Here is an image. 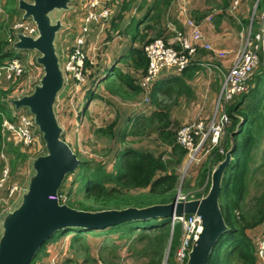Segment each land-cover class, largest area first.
Masks as SVG:
<instances>
[{"label": "crops", "instance_id": "crops-1", "mask_svg": "<svg viewBox=\"0 0 264 264\" xmlns=\"http://www.w3.org/2000/svg\"><path fill=\"white\" fill-rule=\"evenodd\" d=\"M92 1L72 0L69 10L62 11L53 20L62 24L55 40L61 70L69 60L75 41L81 36L85 37L84 51L88 58L87 64L89 63L88 78L82 84H75L72 75L64 72V85L54 105L55 115L63 132H66L68 118L73 116L75 108L80 103H82L81 120L84 118L94 123L96 128L93 132L98 128L109 126L113 122L106 126L101 125L100 122L114 117V114L108 111L107 104L110 102L115 107L116 100L130 111L123 123V131L127 126L129 128L126 131L131 129L135 121L140 122L153 115L157 112V108L170 110L173 120L177 122H181L178 117L194 116L195 119L192 121L199 119L208 128L220 107L218 104L220 94L212 92L214 84L220 82L222 85L233 65L236 53L242 48L250 30L253 33L259 31L264 15V8L254 11L259 0H240V5L235 10H232L235 0H172L165 8L164 15L159 14L164 39L171 41L174 38L170 25L177 26L181 32L189 35L190 20L200 25L204 39L196 43L194 64H191L187 71L181 72L176 67L166 68L156 82L146 90L141 87L140 79L147 67L143 64H135L134 50L142 49L147 40L159 32V27L151 20L158 15L152 9L154 0H98L97 6H91ZM28 2L32 3L33 0ZM260 2L264 4L263 0ZM7 7V0H0V36L6 32L8 40L10 29L23 18L24 13L19 11V14L12 15ZM105 8L110 9L108 19L87 21L90 12L99 14ZM148 25L155 28L149 30ZM146 34H148L147 40L144 39ZM13 37L14 40L16 39L15 43L18 42V34ZM204 42L210 43L215 48L216 54L205 49ZM14 44L10 43L6 49L8 51L13 49L19 53L30 75L40 74L32 71L34 64L32 61L34 57L36 59L39 57V53L15 49ZM218 51H229L230 54L221 57L217 54ZM29 60L32 61L28 62ZM138 61L136 57V62ZM263 61L260 64L262 67H264ZM111 71L113 74L109 75ZM115 83L117 86L120 85L122 93L126 95L125 98H119L109 90L110 85ZM13 84H18V81ZM182 84L186 88L180 91L176 86ZM3 89L7 90V88ZM147 95H150L148 103ZM183 103L185 105L182 107ZM176 108L180 109L176 112L177 117L173 115ZM81 115H75L76 121ZM192 121L183 125L181 122V126H186ZM118 125L119 121L116 122V126ZM5 136L0 151V182L4 180L0 188V237L6 216H4L5 210L9 212L14 210L9 208L14 203L20 202L22 196L15 202H7L9 190L13 186H18L23 192L27 191L34 173L33 163H30L31 170L28 172L24 170L25 165H22L29 159L27 152L30 148L24 147L21 143L20 146L14 134ZM12 147L14 149H11ZM213 151L209 155V164L214 163ZM18 153L24 156L21 160L17 156ZM7 169L9 174L5 179ZM253 232H257V236H260L264 233V225L248 231L250 237ZM82 234H80L81 238L75 234L71 239L66 238L71 235L68 234L53 240L48 244H51L49 249L45 248L34 264H50L51 260H55L57 264H91L92 262L88 263V258H94L96 264H102L99 261V252L102 249L113 252L110 241L129 240L120 232L113 230ZM253 239L255 240L254 237Z\"/></svg>", "mask_w": 264, "mask_h": 264}, {"label": "trees", "instance_id": "trees-1", "mask_svg": "<svg viewBox=\"0 0 264 264\" xmlns=\"http://www.w3.org/2000/svg\"><path fill=\"white\" fill-rule=\"evenodd\" d=\"M18 1L7 0L8 11L12 15L20 13ZM171 2L172 0H154L152 9L158 15L155 19L151 20L154 21L155 26L159 27V32L150 39H148V34L144 36V39H148L147 42L143 45L142 49L134 50L135 64L148 66L144 47L158 38H164V30H161L162 20L159 18V14L163 16L165 8ZM263 8L264 4L260 2L258 9ZM155 26L148 25L147 27L150 30L155 28ZM175 27L180 31L177 26ZM9 45L10 42L7 40L5 32L3 36H0V66L5 64V61L9 62L14 58L21 59V56H18L19 53H16L15 50L11 49L8 51L6 49ZM174 47L178 49L176 45ZM136 57H138V63L136 62ZM263 58L264 56L262 55V61ZM191 64H194V61ZM189 67L184 71H187ZM125 83L130 87L127 81ZM251 83L253 87L251 84L252 88L246 94L248 103L245 108L240 109L239 106L231 107L230 115L233 123L230 128V135L234 133L232 136L234 151L232 153V162L226 169L222 179L220 194L221 210L228 230L214 248L208 264H261L257 254L258 244L252 240L248 231L264 225V185L258 195L252 197L250 194V184L253 182L258 170L257 149L260 146L261 139L264 137V114L261 113V108L264 107V67H260L254 81L252 80ZM118 88L122 95L120 85H118ZM176 88L183 91L186 86L182 84L176 86ZM14 90L15 87H10L7 90L0 87V151L6 137L5 135L13 134L3 127L5 119L14 121L17 112L26 111L24 109L17 110L10 103V100L14 97ZM109 90L119 95V91L115 87L110 86ZM123 96L126 97L125 94ZM177 125L178 122L173 120L170 110L160 108H157V112L150 117L144 118L140 122L135 121L131 129L120 133L119 142L123 145L127 138L139 139L150 134H157L160 144L159 154L124 146L114 155V169L111 172L105 168V162L82 159L79 168L70 175L74 178L71 179V187L69 193L67 192L66 195L70 194L71 188L74 187L75 183L79 188L78 192L83 193L87 200V202H80L82 206L81 210L88 212L121 210L129 207L146 208L172 202L180 183V175L175 170H171L170 166L174 164L172 163L173 161H175L176 166L181 165L186 155V151L176 145L175 127ZM115 127L116 122H113L107 127L96 129L94 133L100 134L112 141V137L114 138L115 135ZM235 131L237 132L235 133ZM232 138L226 140L225 143L229 145ZM19 145L22 146L20 142ZM231 147L232 144H230ZM230 148L227 147L224 151L227 152ZM11 149L14 148L12 147ZM213 150V161L215 165H218L224 161L225 157L219 153L218 149ZM17 156L20 160L24 157L20 153ZM165 156L169 159L167 160L168 162L164 159ZM206 175L205 171L201 173V176L198 178L199 184H196V186H200L201 188L204 186ZM189 187H191V184H189ZM210 187L207 188L206 195L209 193ZM139 190L148 191L139 192L138 194L134 193ZM114 228L98 231H118L124 238L128 239H131L133 234L139 231L141 233L139 240H148L152 247L148 264H162L160 256L166 251L164 245L170 239V219L140 221L133 224H123ZM146 231H155L156 234L151 236L150 233L146 234L148 233ZM86 232L91 233L94 231L78 230L77 232L75 230H64L58 232L44 244L31 264L35 263L40 253L53 240L72 233L80 236V234ZM181 235L182 227L176 224L174 226L170 252L180 244ZM78 238H81V236ZM132 252L134 253L135 251L132 250ZM99 259L104 264H108L109 262L115 264L104 255L103 249L99 252ZM90 262H92L91 264L97 263L94 258H88V263ZM167 264H177L175 257L171 261L170 256Z\"/></svg>", "mask_w": 264, "mask_h": 264}, {"label": "water", "instance_id": "water-1", "mask_svg": "<svg viewBox=\"0 0 264 264\" xmlns=\"http://www.w3.org/2000/svg\"><path fill=\"white\" fill-rule=\"evenodd\" d=\"M72 0L18 1V10L24 20L37 27L36 38L19 34L14 48L36 51L38 65L44 75L31 94L11 99L17 110L26 109L34 117L35 125L47 153L33 161L34 173L19 205L8 212L0 237V264H31L44 244L64 230H106L123 224L148 220L173 219L175 216L197 214L202 220V232L193 244L187 264H208L214 248L228 230L219 199L222 179L232 162L234 143L225 159L212 175L207 196L201 200L173 202L147 208L130 207L122 210L88 212L60 204L58 191L66 177L75 172L82 161L62 138L54 105L63 88L64 76L56 53L55 40L62 24L53 22L50 13L69 10ZM174 232L172 224L171 236Z\"/></svg>", "mask_w": 264, "mask_h": 264}, {"label": "built area", "instance_id": "built-area-1", "mask_svg": "<svg viewBox=\"0 0 264 264\" xmlns=\"http://www.w3.org/2000/svg\"><path fill=\"white\" fill-rule=\"evenodd\" d=\"M98 4V0L91 2V6H97ZM238 4L239 1L237 0L235 5ZM109 16L110 9L105 8L99 14L90 12L87 21L105 20ZM188 24L192 28L189 36L179 33L172 26V31L176 33L173 43H179L180 49H175L172 44H168L163 38L156 39L144 47V53L148 59L147 71L140 79V84L144 89L147 90L152 86L161 76L164 69L176 67L179 71H183L191 64L196 52L194 43L202 40L203 37L199 26L192 21H189ZM11 30L12 32L8 38L11 44L15 43L16 39L13 40L15 34H23L33 38L38 36L36 25L29 20H19ZM84 44V36L79 37L75 41L69 60L64 66V72L71 74L77 84H82L86 78L87 57L84 51ZM205 48L208 50L213 49L209 44H205ZM260 52L264 53V25H262L260 32L255 38L248 37L246 39L243 48L237 53L233 66L223 81L219 97L220 106L225 107V104L231 102L236 96L248 93V82L260 63ZM228 53L220 52L219 55L225 57ZM17 81L18 88L13 93L16 99L33 92V75L28 73V68L21 59L14 58L0 66V82L13 84ZM229 124V116L225 111H222L220 114L216 113L207 129L204 122L199 119L181 127L177 131L176 140L178 145L189 152V164L200 162L214 148H217L219 153L224 154L222 141L225 129ZM3 127L15 134L19 142L26 148L34 146L39 136L33 115L26 111L17 112L14 121L5 119ZM207 144L210 145L208 146ZM202 152L204 154L201 155ZM8 174L9 169L5 171V179ZM3 181L0 182V188ZM21 193L20 187L13 186L8 192L6 201L17 200ZM180 199L186 200V197L181 196ZM174 222L181 223L185 230L178 252L180 264H184L187 252L200 235L202 220L198 215H191L189 217H176ZM257 254L261 264H264V239L258 244Z\"/></svg>", "mask_w": 264, "mask_h": 264}, {"label": "rangeland", "instance_id": "rangeland-1", "mask_svg": "<svg viewBox=\"0 0 264 264\" xmlns=\"http://www.w3.org/2000/svg\"><path fill=\"white\" fill-rule=\"evenodd\" d=\"M25 1L28 2L31 0H25ZM8 8L9 7H7V9ZM61 12L62 11H57V10L51 12L50 16H51L52 20H54L58 15H60ZM30 52H33V51H30ZM30 61H32V60H29L28 62H30ZM32 62L34 63L32 65V71L36 72V74L38 72L40 73L37 75H33L34 81H33L32 87L35 88V86L39 84L41 78L43 77L44 71H43V68L37 64L36 57H34V60ZM60 66H61V64H60ZM260 67H261V65L258 67V69L256 70V72L253 75V77H252L253 81H254L256 73L259 72ZM117 74H118V72H117ZM86 78H88V76H86ZM108 80L111 81V79H108ZM251 82H250V89H251V84H252ZM110 86L115 87L117 89V91H119V95H118L119 98L124 97L123 95H121L120 89L118 88L116 83L113 85H110ZM0 87L7 88V89H9L10 87H12V88L15 87V89L17 90L18 84L0 83ZM252 87H253V84H252ZM220 91H221V84H220V82H217L216 84H214L212 92L216 93V94H220ZM247 98L248 97H246V94L237 96L231 103H228L226 105L227 113L230 115L231 114V107H234V106H239L240 109H244L248 103ZM115 104H116L115 107L110 102H109V104H107L109 106L108 111L110 112V114H114V117L109 118V119H105L103 122H100L101 125L106 126L110 122H115V121L118 122L119 121V125L116 126L114 129L115 135H114V138L112 137V141L109 138L103 137L100 134H95L93 132V130L96 128V125L94 123H91L90 121L85 120L84 118L81 120L82 115H81V111H80V106H82V103H80L78 105V107L75 108V112L73 113V116L68 118L66 126H65L66 132H64L62 135L63 140L65 142L69 143V146L74 149L73 151H75V153L78 155V158L80 160L85 159V160H89V161L92 160V161H97V162H105L106 163L105 168H107V170L110 172L113 171V169H114V163H115L114 155L117 153V151L119 149H121L124 146L138 148L140 150L149 151V152L154 153V154H159V152H160V149H159L160 144L158 142L159 137L157 134H150L146 137H141L139 139L127 138L123 145L119 142V135L121 132H123V129H124L123 123H124L125 119L127 118V114L130 113V111H128L127 108L120 103V101L116 100ZM167 104L169 105V103H167ZM184 105H185V103H183L182 107ZM179 110L180 109L176 108L173 111V115L175 117H177L178 114L176 112H178ZM261 113L264 114V107L261 108ZM117 114H118V116L116 117ZM75 115H81L78 121H76ZM230 117H231V115H230ZM237 117L241 119V117L239 115H237ZM178 118L181 120L182 125L185 122H190L193 119H195L194 116H186L184 118H182V117H178ZM173 119H174V117H173ZM231 119H232V117H231ZM181 122H178V125L175 127V136L177 133L176 130L179 129V126L181 127ZM232 123H233V120H232ZM80 126H84V127H80ZM231 127H232V124L228 127L225 135L223 136V142L224 143L226 142V140L232 138V136H233V134L230 135V128ZM102 128H104V127H102ZM128 128H129V126L126 127L125 131ZM232 143H234L233 138H232L230 144H232ZM230 144L227 145V143H225L224 144L225 148L226 149H227V147L230 148ZM226 145H227V147H226ZM29 148L30 149L27 152L29 159L25 163L22 164V165H25V168L24 167L23 168L27 172L31 170L30 163L32 164L33 160H36L39 156L47 153L45 143L43 142V139H42V135L39 134L35 145L32 147H29ZM167 156H165L166 161L169 160L167 158ZM225 156L226 155H224V157ZM206 159L207 158L205 157L202 159V161L200 163L192 165V166H188V156L186 157V155H185L181 165L176 166L175 161L172 162L174 164H172L170 166V169L175 170V172L180 175V182H181V187H182L181 188L178 186L176 193H175V197L177 196L179 190L181 191L182 196L186 197V195L187 196L189 195L191 197L190 200H201L207 196L206 191H207V188H209V186H211V184H212L213 172L215 169L218 168V166L220 164L215 165L212 162L209 164V163H207L209 161V159L207 161H206ZM169 162H171V161H169ZM257 167H258V170H257V173L255 175V178H254L253 182H251V184H250V194L252 197L258 195L262 191L263 185H264V137L261 139L260 146L257 149ZM203 171H205L207 175H206V178L204 181V186L201 188L200 186H196V184L197 185L199 184L198 178L201 176V173ZM32 173H33V171H32ZM73 178L74 177H72L70 175H68L66 177L64 183L62 184L61 188L58 191V199H59V202L61 204H65V205H68L69 207H72L74 209L81 210L82 206H81L80 202H87V200L85 199V196L83 193L78 192L79 188H78V186H76L75 183H74V187L71 188L70 194L68 196L66 195L67 192L69 193V189L71 187L70 186L71 179H73ZM189 184H191V187H189ZM147 191L148 190H145V191L139 190V191H135L134 193L138 194L139 192H147ZM179 194H178V196H179ZM19 203L20 202L14 203L11 206V208H9V210L14 209V207H17L19 205ZM219 204H220V199H219ZM220 208H221V204H220ZM7 212H9V211L5 210L4 216L6 215ZM114 230H115V228H114ZM75 231H77V230H75ZM146 232H148L146 234L150 233L151 236L156 234L155 231H146ZM2 233H3V227H2ZM140 235H141V233L139 231H137V232H135V234H133L132 238L127 240V241L126 240H122V241H118V242L110 241V246L113 247V252H110L106 249H103L104 255L106 257H108L111 261H113L115 264H148V262L150 260V256H151L152 247L150 246V243L148 242V240H145V241L139 240ZM182 235H183V228H182ZM182 235H181V237H182ZM73 236L74 235L71 234V235H68L66 238L71 239V238H73ZM253 237L255 238V240L253 239L255 241V243L259 244L264 239V233L261 234L260 236H257V232H253L251 234V238H253ZM50 245H48L46 247V250L49 249ZM131 246H132V250L135 251L134 253L131 250ZM179 247H180V244L178 246L174 247L173 250L170 252L171 241L169 239V241L164 245V249L166 251L163 252L160 256V259L162 260V264H167L168 258L170 256H171V261L175 257L176 262H177V255H178ZM42 254H41V256H42ZM99 261L102 262L100 259H99ZM102 264H104V263L102 262ZM108 264H111V263L109 262Z\"/></svg>", "mask_w": 264, "mask_h": 264}, {"label": "clouds", "instance_id": "clouds-1", "mask_svg": "<svg viewBox=\"0 0 264 264\" xmlns=\"http://www.w3.org/2000/svg\"><path fill=\"white\" fill-rule=\"evenodd\" d=\"M236 1H237V0L234 1V4H233V7H232V10L237 9L238 6L240 5V0H238V1H239V4H238V5H235ZM263 1H264V0H263ZM259 2H260V0L256 3V5H255V7H254V11H255V12H256L257 9H258ZM22 19H23V18H22ZM23 20H24V19H23ZM29 21H31V20H29ZM190 21H192V20H190ZM192 22H194V21H192ZM188 23H189V21H188ZM194 23H195V22H194ZM195 24H196V23H195ZM196 25L199 26V28H200V25H198V24H196ZM262 25H264V15H263V18H262V24H261V26H260V29H261ZM172 26H173V25H170L171 31H172ZM188 26H189V24H188ZM173 27H175V26H173ZM189 27H190V26H189ZM175 28H176V27H175ZM190 28H191V27H190ZM260 29H259V31H258L257 33H253V32L250 30L249 35L245 38V40H244V42H243V46H244V43H245L246 39H247L248 37L255 38L256 35L260 32ZM176 30H177V29H176ZM200 30H201V28H200ZM10 31L12 32V30H10ZM177 31H178V30H177ZM191 31H192V28H191ZM172 32H173V31H172ZM178 32L181 33V34H183V35H187V36H189V35L191 34V33H190V34L188 35V34H186V33H184V32H181V31H178ZM201 33H202V31H201ZM173 34H174V38H173V40H171V41H166L164 38H163V39H164L168 44H172L173 47L176 45V46L178 47V49H180V45H179V43H177V42H176V44L173 43V42H174V39L176 38V33L173 32ZM18 35H19V34H18ZM202 37H203V35H202ZM158 39H159V38H158ZM203 39H204V38H202V40H203ZM13 40H14V37H13ZM200 41H201V40H200ZM200 41H198V42H200ZM196 43H197V42L194 43V46H195V49H196V51H197ZM205 44H209V45H211L210 43L204 42V45H203L204 48H205ZM211 46H212V45H211ZM243 46H242V48H243ZM174 48H175V47H174ZM212 48H213V49L210 50V51H213V52L216 54L215 48H214L213 46H212ZM242 48H241V49H242ZM175 49H176V48H175ZM205 49H206V48H205ZM241 49H240V50H241ZM207 50H208V49H207ZM240 50H239V51H240ZM239 51H238V52H239ZM220 52H222V51H218L217 54L219 55ZM225 52H229V51H225ZM238 52H237V53H238ZM237 53H236V55H237ZM229 54H230V52H229L227 55H229ZM195 55H196V52H195ZM195 55H194L193 58H192V62L194 61ZM227 55H226V56H227ZM262 55L264 56V53H263V52H260V63H259V65H258V67L260 66V64H261V62H262ZM86 57H87V56H86ZM235 57H236V56H235ZM87 59H88V58H87ZM234 60H235V59H234ZM192 62H191V63H192ZM233 62H234V61H233ZM190 65H191V64H190ZM190 65H189V66H190ZM189 66H188V67H189ZM232 66H233V65H232ZM147 67H148V66H147ZM188 67H187V68H188ZM258 67L256 68V70L258 69ZM60 68H61V66H60ZM86 68H87V72H86L85 77L88 76V64H86ZM231 68H232V67H231ZM256 70H255V72H256ZM61 71H62L63 76H64V68H63ZM146 71H147V70H146ZM183 71H184V70H183ZM183 71H181V72H183ZM228 72H229V71H228ZM255 72H254V73H255ZM112 74H113V71L109 72V75H112ZM144 74H145V73H144ZM144 74H143V75H144ZM227 74H228V73H227ZM227 74H226V75H227ZM253 75H254V74H253ZM252 77H253V76H252ZM86 79H87V78H85V80H86ZM251 81H252V78H251L250 81L248 82V86H249V91H248V93H249L250 90H251V89H250V82H251ZM74 82H75V81H74ZM83 83H84V82H83ZM75 84H77V83L75 82ZM77 85H79V84H77ZM222 86H223V83H222V85H221V90H222ZM141 87H142V86H141ZM142 88H143V87H142ZM251 88H252V87H251ZM143 89H144V88H143ZM220 93H221V91H220ZM248 93H246V94H248ZM242 95H244V94H242ZM149 96H150V95H147V96H146V99H147L146 102H147V103L150 101ZM239 96H240V95H239ZM219 97H220V95H219ZM236 97H237V96H236ZM236 97H235V98H236ZM235 98H234V99H235ZM12 99H15V97H13ZM234 99H233V100H234ZM233 100H232V101H233ZM232 101H231V102H232ZM231 102H228V103H231ZM228 103H227V104H228ZM218 104H219V101H218ZM227 104H225V107L219 105L220 107H219V110H218L217 114H220L222 111H225V112L227 113V111H226V105H227ZM221 105H222V104H221ZM20 110H22V109H20ZM24 110H26V109H24ZM26 111H27V110H26ZM227 115H228L229 118H230V124L226 127V129H225V133H226L228 127L232 124V119H231L230 115H229L228 113H227ZM194 121H195V120H194ZM192 122H193V121H192ZM192 122H191V123H192ZM191 123H190V124H191ZM181 127H183V126H181ZM181 127L179 126V129H180ZM179 129H177L176 131H178ZM206 129H207V128H206ZM236 132H237V131H235V133H236ZM38 133H39V132H38ZM225 133H224V135H225ZM233 134H234V133H233ZM176 136H177V133H176ZM176 136H175V140H176ZM68 145H69V144H68ZM176 145L179 146L182 150H185L184 148H182L180 145L177 144V140H176ZM207 145L209 146L210 144H207ZM222 145H223V147H224V149H225V146H224V142H223V141H222ZM214 149H217V148H214ZM185 151H186V157L188 156V166H192V165L198 164V163H200V162L202 161V160H201L200 162H194V163H192V164H189V152H188L187 150H185ZM228 151H230V150H228ZM228 151H227V152H228ZM73 152H74V151H73ZM227 152L224 151V154H223V155H226ZM211 153H212V151H211ZM211 153H210V154H211ZM202 154H204V153L202 152L201 155H202ZM210 154H209V155H210ZM220 154H221V153H220ZM209 155H206V156H205V157L207 158L206 161L209 159ZM205 157H203V158H205ZM203 158H202V159H203ZM164 159H165V158H164ZM165 160H166V159H165ZM33 161H34V160H33ZM206 161H205V162H206ZM165 162H166V161H165ZM221 163H222V162H221ZM218 165H219V164H218ZM214 171H215V170H214ZM70 175H71V174H70ZM182 186H183V185H182ZM179 187H181V182L179 183ZM181 188H182V187H181ZM210 188H211V187H210ZM178 193H180L179 196H178V201H179V202L193 201V200H190L191 197H190L189 195L187 196L186 194H185V195H186V200H181V199H180V197L182 196L181 191L179 190ZM182 193H183V192H182ZM22 194H23V191H22L21 195H22ZM21 195H20V196H21ZM20 196H19V197H20ZM184 197H185V196H184ZM175 198H176V197H175ZM175 198H174V199H175ZM15 201H16V200H15ZM15 201H11V202H15ZM173 201H174V200H173ZM173 201H172V202H173ZM170 203H171V202H170ZM60 204H61V203H60ZM168 204H169V203H168ZM157 205H164V204H157ZM153 206H154V205H153ZM149 207H151V206H149ZM71 208H72V207H71ZM129 208H130V207H129ZM136 208H137V207H136ZM146 208H147V207H146ZM126 209H127V208H126ZM77 210H78V209H77ZM114 210H116V209H114ZM121 210H122V209H121ZM83 211H84V210H83ZM105 211H106V210H105ZM191 215H197V214H191ZM191 215L175 216L173 219L170 220V221H171V229H172V224H173L174 226H175L176 224H179V225H181V227L183 228V235H184L185 230H184L183 225H182L181 223L174 222V219H175L176 217H182V216L189 217V216H191ZM156 220H158V219H156ZM148 221H149V220H148ZM2 227H3V226H2ZM201 227H202V226H201ZM80 230H81V229H80ZM94 231H98V230H94ZM77 232H78V230H77ZM201 232H202V229H201ZM201 232H200V233H201ZM72 234H73V233H72ZM173 234H174V232H173ZM183 235H182V237H183ZM172 237H173V235L171 236V233H170V241L172 240ZM182 237H181V240H182ZM198 238H199V237H198ZM181 240H180V247H181ZM197 240H198V239H197ZM195 242H196V241H195ZM195 242L192 243L190 250L187 252V256H186V258H185L184 264H187V262H188V258H189V253L191 252V250H192V246H193V244H194ZM180 247H179V249H180ZM179 249H178V252H179ZM260 263H261V262H260ZM50 264H57V263H56L55 260H51V261H50ZM177 264H180V261H179V257H178V255H177Z\"/></svg>", "mask_w": 264, "mask_h": 264}]
</instances>
